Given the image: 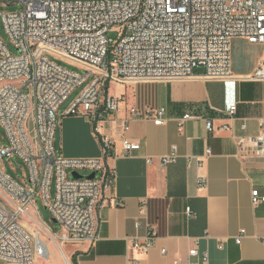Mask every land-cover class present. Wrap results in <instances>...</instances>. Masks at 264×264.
Masks as SVG:
<instances>
[{"label":"built area","instance_id":"1","mask_svg":"<svg viewBox=\"0 0 264 264\" xmlns=\"http://www.w3.org/2000/svg\"><path fill=\"white\" fill-rule=\"evenodd\" d=\"M2 2H17L21 9L0 10L1 23L18 52L13 54L8 44L0 41V126L5 131L0 141V264H37L38 257L49 260V248L38 228L56 235L63 244H95L99 240V204L113 188L115 171L107 168L104 160L70 159L58 152L56 140L62 116L86 117L105 159L118 154L115 141L105 129L120 122L123 153L131 155L140 149L138 142L126 136L132 121L146 119L163 125L165 109L143 111L131 107L119 121L124 98L110 94L111 84L198 76L235 81L239 78L233 73L234 40L264 48V0ZM58 60L86 73L71 71ZM199 68L205 70L204 74H197ZM246 79L264 82V59ZM79 87H83L81 93L62 115V107ZM236 110H230L232 119ZM191 119L186 115L180 127ZM206 128L210 133L216 130L212 121H206ZM233 139L239 158L264 160V118L257 136ZM175 152L174 146L173 154L161 158L165 166L177 161ZM211 153L207 150V157ZM16 158L23 163L18 178L5 168L6 161L14 166ZM193 159L203 166L202 159L189 158V162ZM80 171L96 175L93 179H75L73 174ZM198 183L204 187L207 180L200 177ZM38 200L57 220L60 236L44 221ZM252 202L255 207L264 203V195L254 190ZM25 223L35 227V232ZM245 234L242 230L238 244ZM155 241L151 230L144 242L135 240L133 247L148 253ZM189 257H199L198 249H191ZM208 260L209 254L201 258V262Z\"/></svg>","mask_w":264,"mask_h":264},{"label":"crops","instance_id":"2","mask_svg":"<svg viewBox=\"0 0 264 264\" xmlns=\"http://www.w3.org/2000/svg\"><path fill=\"white\" fill-rule=\"evenodd\" d=\"M263 59V46L236 39L233 73L238 80L198 76L113 83L116 93L110 94L124 98L119 121L131 107L165 109L163 125L146 119L132 121L126 136L138 142L140 149L131 155L123 153L120 122L105 129L118 153L105 159L86 117L60 118L56 140L60 154L70 159H101L115 171L113 188L99 204V240L95 244L66 243V250L62 249L67 258L71 256L78 264H264V203L255 207L252 202L254 190L264 195V160L239 158L233 139L260 133L264 82L246 77ZM196 72L202 75L205 70ZM232 107H237L233 119ZM66 110L62 107L61 114ZM186 115L193 119L181 128L180 120ZM206 121L213 122L215 132H208ZM174 146L177 161L165 166L161 158L173 154ZM207 150L212 152L209 157ZM189 158L202 159L203 166ZM200 177L206 178V186L199 185ZM151 230L156 236L151 250L135 249V240L144 242ZM242 230L246 234L238 244ZM193 248L199 257H189ZM205 254L209 260L201 262Z\"/></svg>","mask_w":264,"mask_h":264},{"label":"rangeland","instance_id":"3","mask_svg":"<svg viewBox=\"0 0 264 264\" xmlns=\"http://www.w3.org/2000/svg\"><path fill=\"white\" fill-rule=\"evenodd\" d=\"M20 9H21V5L17 2H15V3H9V2L0 3V10L3 12H14V11H18ZM116 36L117 35L115 33H110L111 38H116ZM0 41H4L6 44H8V46H9V48L13 54H18L17 50L13 47V45H11V43L8 39V36L6 34L5 28L1 22H0ZM254 48H257V47H254ZM251 50H252V48H251ZM57 62L59 64H61L62 66H64L65 68L71 70V71L79 72L81 74L86 73L84 70H82L81 68H79V67H77L71 63L61 61V60H58ZM119 88H120V90L122 89V87H119ZM82 89H83V87H79L75 92L72 93V95L69 97L67 102L64 104V106H63L64 109L68 108L70 105H72L73 102H75V100L77 99V97L81 93ZM110 93H116V89H115V86L113 84H111V86H110ZM4 135H5V131L0 126V141L1 142H3ZM22 165H23L22 161H20L19 159L16 158L14 160V166H12L8 161H6L5 168L14 178H18L22 174V170L20 167ZM79 174L82 176H89L90 175L86 171H80ZM52 194L54 196L56 194L55 185H53V187H52ZM38 205H39L41 214L43 215L44 221L53 229L54 232L57 233V235L59 234L58 236H60L61 235L60 225L53 222L54 218H53L51 212L43 205L41 200H38ZM43 237H44L43 241L47 244L51 255H50L49 260L38 257L37 258V264H67L63 261V258L61 256V251H60L59 247H57V245L54 244L53 240H51L50 237H47V236H43ZM54 237H56V235ZM57 242L60 245H62L61 246L62 248L64 247V249L66 250L67 244L63 245L62 241H59V240H57ZM68 256H69V254H68ZM68 260H69L68 264H73V259L71 256L68 257Z\"/></svg>","mask_w":264,"mask_h":264},{"label":"bare ground","instance_id":"4","mask_svg":"<svg viewBox=\"0 0 264 264\" xmlns=\"http://www.w3.org/2000/svg\"><path fill=\"white\" fill-rule=\"evenodd\" d=\"M25 226L27 227V228H29L31 231H33V232H35V227H33V226H31L30 224H28V223H25ZM37 230H39L38 232L40 233V235H41V239L43 240V236H47V237H50V239L51 240H53V242H54V244L55 245H57V247H59V249H60V251H61V256H62V258H63V261L65 262V263H67L68 264V258L66 257V255L64 254V250L62 249V245H60L58 242H57V240H56V238L54 237V236H52L50 233H48V232H42L43 230H40L39 228L37 229ZM44 242V241H43ZM63 244V243H62ZM64 245V244H63ZM51 255V254H50Z\"/></svg>","mask_w":264,"mask_h":264},{"label":"water","instance_id":"5","mask_svg":"<svg viewBox=\"0 0 264 264\" xmlns=\"http://www.w3.org/2000/svg\"><path fill=\"white\" fill-rule=\"evenodd\" d=\"M0 22H1V19H0ZM95 173H92L91 175L89 176H82L80 175L79 173H74L73 176L75 179H84V178H87V179H93L95 177ZM53 222L58 224L57 220L53 219Z\"/></svg>","mask_w":264,"mask_h":264},{"label":"trees","instance_id":"6","mask_svg":"<svg viewBox=\"0 0 264 264\" xmlns=\"http://www.w3.org/2000/svg\"><path fill=\"white\" fill-rule=\"evenodd\" d=\"M73 264H78L77 261L75 259H73Z\"/></svg>","mask_w":264,"mask_h":264}]
</instances>
